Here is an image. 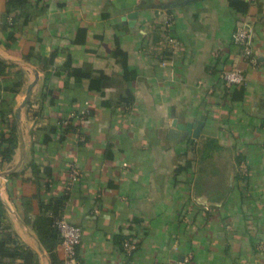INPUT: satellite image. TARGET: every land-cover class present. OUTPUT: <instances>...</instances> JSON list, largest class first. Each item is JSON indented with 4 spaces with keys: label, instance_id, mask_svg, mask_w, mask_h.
<instances>
[{
    "label": "crops",
    "instance_id": "0c3cea01",
    "mask_svg": "<svg viewBox=\"0 0 264 264\" xmlns=\"http://www.w3.org/2000/svg\"><path fill=\"white\" fill-rule=\"evenodd\" d=\"M0 60V264H64L52 212L78 264H264V0H0Z\"/></svg>",
    "mask_w": 264,
    "mask_h": 264
},
{
    "label": "built area",
    "instance_id": "2783aa9c",
    "mask_svg": "<svg viewBox=\"0 0 264 264\" xmlns=\"http://www.w3.org/2000/svg\"><path fill=\"white\" fill-rule=\"evenodd\" d=\"M231 41L240 49L243 60L250 64L255 63V57L251 45V28L247 22L239 23L230 34ZM221 80L227 85H240L244 82V70L240 67L225 68L220 73ZM77 168L70 167V182L77 177ZM53 226L59 234V244L63 252L64 264H78L76 259V248L81 240L82 230L78 224L66 220L62 216L53 217ZM126 251L135 248V243L130 239L123 241ZM175 264H192L188 259L176 262Z\"/></svg>",
    "mask_w": 264,
    "mask_h": 264
},
{
    "label": "trees",
    "instance_id": "16d2710c",
    "mask_svg": "<svg viewBox=\"0 0 264 264\" xmlns=\"http://www.w3.org/2000/svg\"><path fill=\"white\" fill-rule=\"evenodd\" d=\"M237 4V3H236ZM238 8L239 9H242L244 10L245 9V6L244 7H239V5L237 4ZM112 54L116 57H118L119 61L121 62L122 66L124 67V69L126 70V55H125V52L120 49L119 47H116L113 51H112ZM5 65V63L3 61L0 60V69H2V67ZM65 66H68L70 67L69 68V72H68V75H72L75 79L79 78V77H89L90 78V81L92 83H90V85H93V81H95L94 85L96 87H100V84L102 83V80L105 79V74H103L101 71L98 72V75L96 77H92L91 76V73L88 71H84L82 70L81 68H78V67H73V66H69V62H65ZM124 74H125V71H124ZM127 74V73H126ZM125 74V75H126ZM73 115L69 116V117H66V118H62L60 119L57 124H53L50 129L51 131L55 130V128H59V131L62 133V134H65V133H69V132H72L75 130L76 128V125L73 123ZM12 147H8V149H6V151L8 152V154L11 152V149ZM54 216H60L59 214L55 213V212H52V214H50L48 217H47V221H48V229L51 231V236L54 238L56 236H58L59 238V234L56 230V228L53 226V217ZM41 233V231H40ZM6 254H9L11 256L13 255H16V254H21L22 256H24L26 259H29L31 258V252L24 246L22 245H18L16 246L12 252H9L5 247L1 246L0 245V255H6ZM51 256H52V259H53V252H51Z\"/></svg>",
    "mask_w": 264,
    "mask_h": 264
},
{
    "label": "water",
    "instance_id": "95a60500",
    "mask_svg": "<svg viewBox=\"0 0 264 264\" xmlns=\"http://www.w3.org/2000/svg\"><path fill=\"white\" fill-rule=\"evenodd\" d=\"M38 79V74L37 72H35V77H34V80L27 86V89H26V93H25V96L23 97V99L21 100L16 112H15V117L18 118L19 117V112H20V109L21 107H23L27 101L29 100L30 98V93H31V87L33 86V84L36 82V80ZM199 123L200 122H196L194 123V125L196 126L195 129L192 131V137H195L197 136L198 134V127H199ZM192 125V122L191 123H188L185 125V128L188 129L189 126ZM170 132H173V133H176L177 131V128L173 127V128H170L169 130ZM180 132V131H179ZM184 132V131H183Z\"/></svg>",
    "mask_w": 264,
    "mask_h": 264
}]
</instances>
